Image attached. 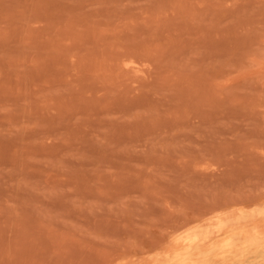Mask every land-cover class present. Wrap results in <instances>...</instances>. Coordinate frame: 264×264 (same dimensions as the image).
I'll return each mask as SVG.
<instances>
[{"label": "rangeland", "instance_id": "1", "mask_svg": "<svg viewBox=\"0 0 264 264\" xmlns=\"http://www.w3.org/2000/svg\"><path fill=\"white\" fill-rule=\"evenodd\" d=\"M0 264H264V0H0Z\"/></svg>", "mask_w": 264, "mask_h": 264}]
</instances>
